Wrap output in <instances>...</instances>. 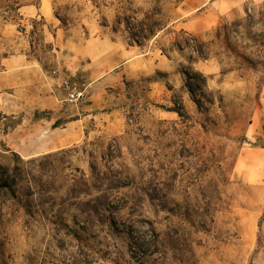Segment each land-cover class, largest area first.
I'll return each instance as SVG.
<instances>
[{"label":"rangeland","instance_id":"obj_1","mask_svg":"<svg viewBox=\"0 0 264 264\" xmlns=\"http://www.w3.org/2000/svg\"><path fill=\"white\" fill-rule=\"evenodd\" d=\"M19 56L53 104L0 93V264H264V0H0Z\"/></svg>","mask_w":264,"mask_h":264},{"label":"crops","instance_id":"obj_2","mask_svg":"<svg viewBox=\"0 0 264 264\" xmlns=\"http://www.w3.org/2000/svg\"><path fill=\"white\" fill-rule=\"evenodd\" d=\"M117 56L124 58L129 54L128 50L117 47ZM5 69L0 72V93L13 91L28 94L34 103V109L50 107L52 103V86L45 76V71L40 64L27 56L13 57L5 60ZM1 101L5 98L1 95ZM20 110L24 107L17 106ZM11 114H17L12 112ZM10 134L7 138H10Z\"/></svg>","mask_w":264,"mask_h":264},{"label":"trees","instance_id":"obj_3","mask_svg":"<svg viewBox=\"0 0 264 264\" xmlns=\"http://www.w3.org/2000/svg\"><path fill=\"white\" fill-rule=\"evenodd\" d=\"M108 208L114 209L115 207L112 205V203H110V201H108L105 205L99 204L96 205L94 203H92V205L89 207V210L87 212L92 214V217L96 218V220L98 222H101V219L105 216V211L108 210ZM90 218L88 219V221H84L83 223H91V215L89 216Z\"/></svg>","mask_w":264,"mask_h":264},{"label":"built area","instance_id":"obj_4","mask_svg":"<svg viewBox=\"0 0 264 264\" xmlns=\"http://www.w3.org/2000/svg\"><path fill=\"white\" fill-rule=\"evenodd\" d=\"M64 87L68 90L67 101L76 103L84 98V93L79 91L76 87H72L69 82H64Z\"/></svg>","mask_w":264,"mask_h":264}]
</instances>
